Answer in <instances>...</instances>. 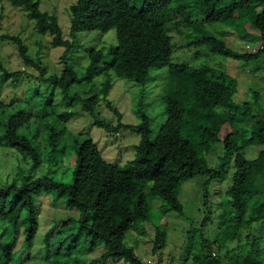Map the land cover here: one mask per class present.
<instances>
[{
    "label": "trees",
    "instance_id": "obj_1",
    "mask_svg": "<svg viewBox=\"0 0 264 264\" xmlns=\"http://www.w3.org/2000/svg\"><path fill=\"white\" fill-rule=\"evenodd\" d=\"M10 1L26 4L39 18L40 23L55 34L64 45L63 57L72 51L74 43L63 36L56 14L40 10L38 0ZM255 6H261V10L252 13L249 18L253 20L264 40V0H74L68 5L66 11L70 20V34L78 31L105 32L114 29L116 43L107 48L92 49L87 53L88 64L83 74L85 81L91 82L103 76L96 92L82 98L77 94H69V87L80 79L75 69L67 62L59 75L54 74L47 78L52 89L61 88L67 106L80 101L83 110L93 112L100 99L99 95L104 97L111 89L113 77L128 78L144 86L151 67L168 64L170 75L166 95L167 116L157 142L150 140L147 115L143 114L137 125H126L140 135L139 142L134 146V159L126 165L106 161L90 136L74 134L70 135V140L73 143L76 163L70 182L55 181L49 176H44L25 180L16 190L11 186L0 187V216L9 209L12 214L10 221L15 228L21 211H27L22 244L24 249L31 248L37 232L38 211L34 196L54 189L58 195H66L68 204L80 211L81 225L73 234L70 249L76 246L82 237H90L91 245L98 242L104 246L102 254L90 264L109 259H121L127 264H144L134 248L124 242L131 228L142 226L151 219L150 205L143 204L141 197L138 201L133 199V183L154 179L156 183L152 195L160 197L171 208L183 213L176 196L180 183L196 174L209 175L203 183L206 215L199 226L201 231L212 212L208 193L209 182L222 179L231 162V183L226 190V200H223L225 205L228 204V210L221 214L223 228L239 226L241 222L248 224L261 216V213L253 212L247 217L244 216L240 199L246 175L252 172L254 166L257 167V163L264 164V110L250 114L248 103H236L233 95L237 90V80L225 71L209 65L192 68L182 63H171L174 47L169 35L170 29L188 28L199 21L238 27L242 16L246 12L251 13L249 10ZM5 37L17 43L24 64L43 73V69L36 60L28 56L26 47L17 37L0 35V39ZM194 43L206 46L211 53L234 58L244 56L215 35L202 37ZM263 50L264 43L254 54ZM0 70L5 78H16L20 75L19 72H7L1 58ZM75 114L76 112L71 110L57 112L50 99L39 105L27 101L24 97L19 103H14V100L8 103L0 101V125L4 127L0 145L23 148L31 154V166L35 168L39 165L40 148L32 136L22 132L30 118L53 116L64 122ZM245 117L249 118L250 125H238L237 123ZM223 121L233 127L221 134ZM96 123L102 124L98 120ZM121 125L118 122L116 127ZM49 127L48 136L54 141L56 131L52 126ZM195 130H198L203 138L200 143L193 142ZM217 144H221L222 154L219 166L214 168L208 163L205 154L214 152ZM252 144L261 146L254 162L244 156V150ZM253 174L252 184L257 192L256 173ZM13 191L17 192L16 197L9 202V195ZM262 207L261 202L256 208L260 211ZM154 227L152 249L156 250L164 242L165 231L159 225ZM51 231L52 228L47 231L46 238ZM199 238L201 252L196 256L200 258L199 264H220V261L211 255V243L201 233ZM0 255L10 261L11 246H2Z\"/></svg>",
    "mask_w": 264,
    "mask_h": 264
},
{
    "label": "rangeland",
    "instance_id": "obj_2",
    "mask_svg": "<svg viewBox=\"0 0 264 264\" xmlns=\"http://www.w3.org/2000/svg\"><path fill=\"white\" fill-rule=\"evenodd\" d=\"M38 1L40 10L57 15L63 36L74 43V48L63 57L64 45L49 28L40 23L39 18L26 4L0 0V35L17 37L26 47L28 56L36 60L43 69L41 74L38 69L24 64L17 43L6 37L0 39V58L4 69L7 72L20 73L16 78H5L0 70V101L8 103L14 100V103H19L24 97L39 105L50 99L57 112L71 110L76 114L64 122L53 116L30 118L22 132L32 136L40 148L39 165L35 168L31 166V154L23 148L0 145V187L11 186L14 190L25 180L44 176L55 181L70 182L76 163L73 143L70 140V135L74 134L90 136L106 161L126 165L134 159V146L140 140V135L126 125H137L141 116L147 115L150 140L157 142L167 116L166 95L170 75L168 64L151 67L144 86L128 78L113 77L111 89L104 97L99 95L100 99L93 112L83 110L80 101L67 106L61 88L52 89L47 78L50 75H59L67 62L80 79L69 87V94H77L82 98L96 92L103 76L91 82L85 81L83 74L88 64L87 53L92 49L107 48L115 44V31L89 30L70 34V20L66 8L74 0ZM260 10L261 6H255L249 10L251 13L246 12L239 20L238 27H229L219 22H200L196 16L199 22L188 28L170 29L169 32L174 47L171 63H182L192 68L209 65L235 77L237 90L233 100L236 103H248L250 114L264 110V50L254 54L264 40L253 20L249 18L252 13ZM208 35L222 38L228 46L244 56L234 58L211 53L206 46L194 43ZM96 120L102 124L96 123ZM118 122L122 125L116 127ZM237 124L246 127L250 125L249 118L245 117ZM49 126L56 131L54 141L48 136ZM222 127L221 134L231 130L233 126L223 121ZM3 131L4 127L0 125V137ZM193 138L194 143H200L203 139L198 130L193 132ZM216 147L214 152L205 154L208 163L214 168L219 166L222 154L221 144ZM260 148L258 144L250 145L244 150L245 158L254 162ZM232 166L231 162L222 179L209 182L212 212L201 231L199 226L206 215L203 183L209 175L196 174L180 183L176 196L183 213L171 208L160 197L152 195L156 183L154 179L134 182L133 199L138 201L141 197L143 204L150 205L151 219L142 226L131 228L124 242L134 248L144 264H199L200 258L196 256L201 252V233L211 243V255L220 264H264V164L257 163V167L254 166L252 172L246 175L240 199L244 216L247 217L252 212L261 213V216L248 224L241 222L239 226L231 225L224 229L221 214L228 210V204L225 205L223 200H226V190L231 183ZM253 172L256 173L257 192L252 184ZM16 193L13 191L9 195V202L15 199ZM34 200L38 211L37 232L30 249L22 247L27 211H21L15 228L10 221L12 214L9 209L0 216V250L6 244L12 249L11 260L7 261L0 255V264H90L102 254L103 244L97 242L91 245L90 237H82L76 246L69 248L81 221L80 211L68 204L66 195H58L54 189H48L36 194ZM261 202L263 207L258 211L256 207ZM154 225H159L165 231L164 242L156 250L152 249ZM50 228L52 231L46 238ZM97 264L127 263L121 259H109Z\"/></svg>",
    "mask_w": 264,
    "mask_h": 264
},
{
    "label": "built area",
    "instance_id": "obj_3",
    "mask_svg": "<svg viewBox=\"0 0 264 264\" xmlns=\"http://www.w3.org/2000/svg\"><path fill=\"white\" fill-rule=\"evenodd\" d=\"M261 47V46H260ZM256 51V50H255ZM212 254L214 255V253L212 252Z\"/></svg>",
    "mask_w": 264,
    "mask_h": 264
}]
</instances>
